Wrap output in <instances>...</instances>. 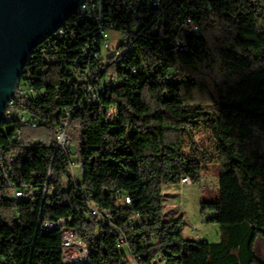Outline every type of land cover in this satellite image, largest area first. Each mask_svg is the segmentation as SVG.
Wrapping results in <instances>:
<instances>
[{
	"label": "trees",
	"instance_id": "1",
	"mask_svg": "<svg viewBox=\"0 0 264 264\" xmlns=\"http://www.w3.org/2000/svg\"><path fill=\"white\" fill-rule=\"evenodd\" d=\"M178 1L162 28L151 30L154 15L139 18L144 33L119 69L135 65L138 71L75 114L72 156L58 150L51 164L57 118L50 114L48 125L22 129L24 139L40 138V145L8 146L0 136V145L16 156L19 186H39L49 175L44 200L6 197L0 185V264H61L66 228L91 249V264H155L156 258L165 264H264V0ZM186 11L199 34L177 29ZM110 16L126 29L134 21L116 9ZM176 38L180 48L171 44ZM24 72L45 88L42 102L62 98L58 66L34 55ZM111 105L119 114L104 122ZM199 132L207 134L218 160V196L200 203L202 213L212 212L206 220L219 225L214 242L185 235L183 216L163 211V183L182 175L201 180L206 152L199 156L194 146ZM71 160H82L84 173L66 186ZM124 195L132 206L123 204ZM86 196L111 211L114 225L89 213ZM39 216L66 223L45 231ZM121 235L131 260L116 247Z\"/></svg>",
	"mask_w": 264,
	"mask_h": 264
},
{
	"label": "built area",
	"instance_id": "2",
	"mask_svg": "<svg viewBox=\"0 0 264 264\" xmlns=\"http://www.w3.org/2000/svg\"><path fill=\"white\" fill-rule=\"evenodd\" d=\"M194 3L196 0H190ZM178 0H82L75 12L65 20L61 26L36 45L27 60L34 55H40L49 65L58 66L61 71V85L64 88L62 98L56 97L51 102H42L46 94L43 87H35L28 77L30 73L21 71L20 78L15 84V91L9 97L2 113L0 136L7 141L8 146L34 147L42 144L40 138L27 137L24 139L23 128H37L48 125L51 117L57 118L53 127L54 155L61 150L72 156L73 147L69 143V128L72 118L78 111L97 104L101 98L116 88L120 78L127 80L128 73L135 74L138 67L132 65L127 71L119 72L134 53L137 39L144 33L139 31L141 23L139 18L154 15L151 30L162 28L165 16L170 5ZM120 10L134 21L129 29L119 26L118 21L111 19L113 11ZM196 12L195 6L191 8ZM73 16V18H72ZM177 29L186 33L199 34L200 25L194 16L186 11L177 24ZM113 33L114 36L111 35ZM172 45L180 48V40L171 41ZM26 60V62H27ZM26 65V64H25ZM25 67V66H24ZM61 85L57 86L55 93L59 92ZM72 92L75 97L72 100ZM119 110L111 105L106 109L104 122L117 118ZM16 156L7 152L0 145V185L5 188L4 195L10 198L45 199L49 175L39 186L29 184L21 187L13 178V165ZM75 167L77 168L76 170ZM84 173L82 160H71L68 165V175L64 177V185L80 179ZM180 185L190 184V177L182 175L177 180ZM165 183H163L164 186ZM53 187H51L52 189ZM77 193L80 190L77 188ZM89 213L96 219L114 225L110 210L100 208L87 196ZM125 205L132 206L134 200L129 195L122 197ZM66 220L57 221L38 218L37 225L45 231H51L64 226ZM119 250H124L128 259H133L126 244V238L121 235L116 243ZM61 264H91L93 252L75 237L73 230L64 229L60 241ZM155 264H165V261L156 258ZM136 264L135 260L132 262Z\"/></svg>",
	"mask_w": 264,
	"mask_h": 264
},
{
	"label": "water",
	"instance_id": "3",
	"mask_svg": "<svg viewBox=\"0 0 264 264\" xmlns=\"http://www.w3.org/2000/svg\"><path fill=\"white\" fill-rule=\"evenodd\" d=\"M82 0H0V125L28 55Z\"/></svg>",
	"mask_w": 264,
	"mask_h": 264
},
{
	"label": "rangeland",
	"instance_id": "4",
	"mask_svg": "<svg viewBox=\"0 0 264 264\" xmlns=\"http://www.w3.org/2000/svg\"><path fill=\"white\" fill-rule=\"evenodd\" d=\"M111 35L114 36L113 33H111ZM194 143L195 147L200 148L199 156L202 152H206L202 161V179L197 183L183 185L173 181V188L171 187L169 190L165 188L168 192L172 193V196L170 199H168L167 196L164 197L163 209L167 217L176 216V213L177 215L183 216L185 220L183 233L185 235L191 238L197 235L200 240L214 242L219 240V225L215 222L206 220L212 212L202 213L200 210V203L202 200L212 201L218 196V160L214 149L208 141L206 133H197ZM191 149V147L186 148L188 151ZM76 169L75 167L74 170ZM164 185H167V183ZM260 246V254L264 258V244Z\"/></svg>",
	"mask_w": 264,
	"mask_h": 264
},
{
	"label": "crops",
	"instance_id": "5",
	"mask_svg": "<svg viewBox=\"0 0 264 264\" xmlns=\"http://www.w3.org/2000/svg\"><path fill=\"white\" fill-rule=\"evenodd\" d=\"M202 179V178H201ZM172 182L173 181H167V182H165V184L167 183V185H164V186H162V191H163V194H164V197L165 196H167L168 197V199H170L171 198V196H172V193L171 192H168V190H169V188H173V186H174V184L172 185ZM175 182H178V181H175ZM179 184V183H178ZM168 189V190H166V189ZM181 189V188H180ZM164 199V198H163ZM170 201V200H169ZM203 201V200H202ZM163 206H164V200H163ZM163 211H164V209H163ZM164 213H165V211H164ZM175 215H177V213L175 214ZM194 238H196V239H199V237L196 235V237H194Z\"/></svg>",
	"mask_w": 264,
	"mask_h": 264
}]
</instances>
